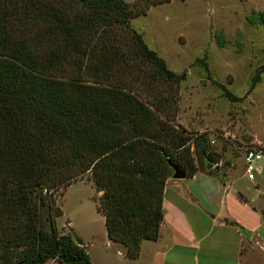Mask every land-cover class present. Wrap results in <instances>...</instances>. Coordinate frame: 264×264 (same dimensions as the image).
I'll list each match as a JSON object with an SVG mask.
<instances>
[{"label":"trees","instance_id":"trees-1","mask_svg":"<svg viewBox=\"0 0 264 264\" xmlns=\"http://www.w3.org/2000/svg\"><path fill=\"white\" fill-rule=\"evenodd\" d=\"M166 1L0 0V264H92L72 230L56 228L54 195L84 176L101 192L107 238L136 259L142 241L158 238L167 161L186 178L220 162L205 135L173 126L186 73L169 70L130 27ZM249 22L264 25V14Z\"/></svg>","mask_w":264,"mask_h":264},{"label":"rangeland","instance_id":"rangeland-1","mask_svg":"<svg viewBox=\"0 0 264 264\" xmlns=\"http://www.w3.org/2000/svg\"><path fill=\"white\" fill-rule=\"evenodd\" d=\"M150 1L125 0L132 9ZM252 13L264 14V0H167L150 5L130 20V27L169 70L186 73L178 87L173 126L190 139L205 135L208 149L221 155L218 169L224 167L229 149L239 156L244 151L241 146L264 148V71L250 91L252 79L264 68V25L249 22ZM145 70L148 76L151 70ZM220 85L239 101L230 102ZM160 90L159 85L140 97L148 103ZM187 146L195 161L192 140ZM98 194L89 176L56 192L55 203L62 211L56 228L60 234L71 229L81 240L94 237L93 261L103 258L100 264H106L107 254L110 264H121L124 259L116 252H123L105 247L104 224L96 207Z\"/></svg>","mask_w":264,"mask_h":264},{"label":"crops","instance_id":"crops-1","mask_svg":"<svg viewBox=\"0 0 264 264\" xmlns=\"http://www.w3.org/2000/svg\"><path fill=\"white\" fill-rule=\"evenodd\" d=\"M240 148L244 151L239 156L229 149L224 167L217 168L220 162L212 174L197 170L190 178L166 180L158 238L142 241L136 259H128L107 238L104 225L105 247L123 252H116L124 259L121 264H264V165L254 180H248L245 147ZM93 239L90 235L82 238L89 244L92 264H100L103 258L101 262L91 258Z\"/></svg>","mask_w":264,"mask_h":264},{"label":"built area","instance_id":"built-area-1","mask_svg":"<svg viewBox=\"0 0 264 264\" xmlns=\"http://www.w3.org/2000/svg\"><path fill=\"white\" fill-rule=\"evenodd\" d=\"M244 174L248 180H254L264 165V149L249 148L243 154ZM121 255L120 253H117Z\"/></svg>","mask_w":264,"mask_h":264},{"label":"water","instance_id":"water-1","mask_svg":"<svg viewBox=\"0 0 264 264\" xmlns=\"http://www.w3.org/2000/svg\"><path fill=\"white\" fill-rule=\"evenodd\" d=\"M169 167L172 170V175L171 178L173 180H183L186 178V173L184 172L183 169H181L179 166L175 165L174 163L167 161ZM212 168V165H208L207 166V170H210ZM73 239L76 243V245H78L79 247H82L84 252H88L89 250V244H84L83 240L79 239L77 236H75L74 234H72Z\"/></svg>","mask_w":264,"mask_h":264}]
</instances>
